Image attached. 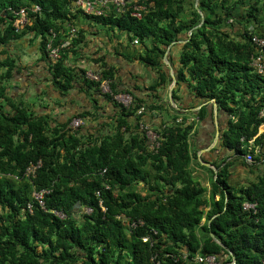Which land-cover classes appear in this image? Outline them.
I'll return each mask as SVG.
<instances>
[{"label":"trees","instance_id":"1","mask_svg":"<svg viewBox=\"0 0 264 264\" xmlns=\"http://www.w3.org/2000/svg\"><path fill=\"white\" fill-rule=\"evenodd\" d=\"M74 2L0 0V43L27 35L38 39L54 87L66 94L79 82L92 103L91 110L51 128L47 118H37L24 105L14 106L12 115L0 111V264H207L208 256L232 264L227 250L234 264H264V133L256 137L264 123V74L251 66L252 57L261 54L251 36L264 38V0H144L139 19L130 8L122 16L84 15ZM32 5L41 12L29 13L16 32L8 7ZM78 16L117 28L127 44L137 40L136 60L156 75L144 88L148 99L119 91L114 69L105 64L96 72L98 82L66 64L79 53L81 29L56 61L48 59L51 32L53 46L68 41ZM172 43L177 86L187 85L207 104L214 100L227 116L221 147L239 161L249 155V170L263 167L248 185L230 183L234 161L216 165V173L197 162L192 135L206 115L204 108L190 120L188 113L159 103L158 89L169 78L163 56ZM14 63L6 60L1 81L10 77ZM102 81L109 92L101 90ZM119 94L130 103L118 102ZM1 98L8 100L2 84ZM99 98L115 110L113 132L91 140L71 125L75 119L96 118ZM155 113L166 119L153 130L145 118ZM148 128L158 135L157 147L151 148ZM38 161L34 177L26 176V168ZM193 161L210 175L209 196L192 176ZM42 190L48 191L43 207L32 198ZM246 203L255 210L243 209Z\"/></svg>","mask_w":264,"mask_h":264},{"label":"crops","instance_id":"2","mask_svg":"<svg viewBox=\"0 0 264 264\" xmlns=\"http://www.w3.org/2000/svg\"><path fill=\"white\" fill-rule=\"evenodd\" d=\"M74 25L79 31L80 29L83 31L84 41L79 46V53L70 56L66 64L72 68L83 69L86 73H96L105 64L106 68L114 69L119 91H136L140 97L148 99L144 88L153 83L156 75L150 68L144 67L136 60L133 43L127 44L126 35L120 33L117 28L110 29L104 24L81 16L75 19ZM38 43L39 40L33 39L31 35L24 36L20 40L0 43V84L5 86V95L8 98V100L0 99V111L12 115L14 106L24 105L37 118H47L48 127L51 128L66 123L77 114L91 110L92 103L81 89L79 82H75L74 87L66 94H61L54 87L48 68L49 63L47 58L45 59L39 52ZM169 54H171V60H169ZM7 59L15 61L14 67L10 77L1 81V77L6 71L4 65ZM167 59L176 77L178 59L176 50L171 51L170 48ZM164 66L169 78L168 83L158 89L159 103H163L168 109L188 113L187 116L190 120H196L194 117L201 108L206 111L204 119L195 124L192 135V148L196 154L197 162L201 166L212 169L210 165L216 167V165L222 166L234 161L229 168L230 183L236 187L248 185L263 167L259 166L258 169L249 170L248 163L244 158L240 161L236 160V156L232 152L221 147L220 135L227 125L226 114L218 110L214 114L211 108L214 103L207 104L195 98L187 85L177 86L176 83L173 85L171 70L165 63ZM173 92L177 96L176 100L173 99ZM97 104L100 108L95 112L96 118H88L82 121L79 127H73L79 129L82 136L91 140L113 132L115 110L111 104L101 98ZM165 119L166 116L155 113L151 118L146 117L145 122L150 125L151 129L156 130ZM216 132L219 134L218 138H216ZM263 133L264 123L259 127L256 137ZM261 147L264 148V142ZM201 166L192 162V176L206 189V196H209L210 175ZM217 198L215 196V200Z\"/></svg>","mask_w":264,"mask_h":264},{"label":"built area","instance_id":"3","mask_svg":"<svg viewBox=\"0 0 264 264\" xmlns=\"http://www.w3.org/2000/svg\"><path fill=\"white\" fill-rule=\"evenodd\" d=\"M144 0H75L73 7L76 10L81 11L84 15L88 16H94V17H106L109 14H114L117 16H122L123 14H126L129 11V8L131 9V16L135 18H140L141 17V11L143 10V3ZM8 11L13 15V26L15 28L16 32H19L22 27L28 22V15L29 13L32 14H38L41 12V8L38 5H32L28 8H21V9H14L12 7H8ZM77 35V28L76 27H71L69 31V40L62 42L59 45L53 46L52 42L53 39L55 38V34L51 32V35L47 38V44H46V51H47V56L48 59L51 61H56L59 58V53L60 50L67 47L70 44L71 39H75ZM251 42L253 45H255L258 49H260L261 54H259L256 57H252V62L251 66L256 70V72L260 74H264V64H263V59H264V38L259 37L257 35H252L251 36ZM134 44H138L137 40H134ZM86 77L92 81L98 82L100 80V77L96 73H86ZM105 87H107V90H105ZM100 88L103 92H109V86L108 82L102 81L100 84ZM120 95V94H119ZM127 96V95H126ZM115 99L122 103L123 105H128L124 101H121L118 96H115ZM81 120L75 119L72 122V127H78L81 125ZM146 136L148 138V141L150 142L151 148L157 147V139L158 135L151 130L150 128L147 129ZM252 142V141H249ZM245 161L247 163L252 162V158L249 155H246L244 157ZM41 166L40 161H38L35 164H30L26 170H25V175L34 177L35 171ZM102 173H105V170L102 171ZM106 189H108L107 186H105ZM48 194L47 190H42L40 192H34L32 194V198L40 205L44 206L43 203V197L44 195ZM96 195H99V192L96 193ZM27 209L29 212L32 210V205L29 203L27 205ZM243 209L245 210H255V206L253 204H244ZM103 211H105L104 208H102ZM86 213L89 214L91 213V209L87 208L85 209ZM55 214L59 218H63V214L59 212H55ZM120 219V217H118ZM126 222V221H124ZM142 224L141 222H139ZM137 223L133 222L130 223V227H135ZM146 241V239H144ZM204 261L207 264H219L216 262V259L214 256H208L204 259Z\"/></svg>","mask_w":264,"mask_h":264},{"label":"water","instance_id":"4","mask_svg":"<svg viewBox=\"0 0 264 264\" xmlns=\"http://www.w3.org/2000/svg\"><path fill=\"white\" fill-rule=\"evenodd\" d=\"M196 1H197V0H196ZM190 33H191V31H189V35H190ZM178 42H183V41H178ZM173 44H174V43L170 44V45L167 47V49H166V51H165V54H164V56H163V62H164V63L169 67V69L171 70V72H170V75H171V81H172V84L175 85V83H176V77H175L174 72H173V69H172V67H171V65H170V63L168 62V59H167V54H168V52H169V50H170V48H171V46H172ZM170 100H171V103L174 105L173 100H172L171 98H170ZM212 103H214V105H213V113L216 114V112H217V109H216V103L214 102V100H212ZM218 135H219L218 132H216V138H218ZM216 140H217V139H216ZM210 166L212 167L214 173H216V172H217L216 167H214V166H212V165H210ZM226 200H227V199H226ZM211 237L213 238L214 241H216L217 243H219V241L217 240L216 237H214L213 234H211ZM227 252L231 255V257H232V264H234V263H235V257L232 255V253H231L230 250H227Z\"/></svg>","mask_w":264,"mask_h":264},{"label":"rangeland","instance_id":"5","mask_svg":"<svg viewBox=\"0 0 264 264\" xmlns=\"http://www.w3.org/2000/svg\"><path fill=\"white\" fill-rule=\"evenodd\" d=\"M105 90H107V87H105ZM118 98L121 100V101H124L126 104L129 103L130 101V98L126 95H117ZM125 105V104H124Z\"/></svg>","mask_w":264,"mask_h":264}]
</instances>
